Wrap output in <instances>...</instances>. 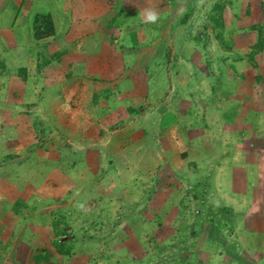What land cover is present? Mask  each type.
<instances>
[{
	"label": "crops",
	"instance_id": "crops-1",
	"mask_svg": "<svg viewBox=\"0 0 264 264\" xmlns=\"http://www.w3.org/2000/svg\"><path fill=\"white\" fill-rule=\"evenodd\" d=\"M151 1L153 0H0V140L6 141L4 137L8 135L5 129L8 121L20 120L22 108L27 109L28 104L35 103L33 108L46 121L47 127L52 124L51 119H57L56 133L60 134L62 142L72 141V146L94 152L95 155L109 152L107 158L114 161V168L104 174L105 179L98 180L106 181L103 183L107 190L99 193L102 198L110 199L116 185L114 179L120 174V163L127 161L125 164H128V158L134 157V153L137 154L140 166L155 169L160 174L161 168L164 170V175L159 178L162 184L167 181L166 169L173 176L175 174L174 179L182 182L177 175H182L183 171H194V168L203 163L211 166L210 162L218 154L222 161L216 165L228 168V176L220 175L218 179L224 178L233 192L242 193L237 198H244V191L247 194L249 192L247 184L251 180L257 181V172L264 168V153L261 151L264 148V132L259 136L256 132L249 134L242 124L245 108L250 103L262 102L264 99V66L256 64L260 53L254 56L252 63L245 61L252 48H249V40H245V46L240 45L243 43L241 29L244 22L235 15L233 21L230 20L225 7L222 11L225 28L221 38L231 37L233 45L221 49L226 60L220 63L227 66L225 75L228 77V84H233V91L227 85L221 93L215 90L219 95H197L201 93L199 86L206 88V84L212 82V86H209L213 89L214 85L223 87L224 84L216 79V74H211L212 81L207 72L202 74V64L194 62L192 52L190 56L186 53L188 63L184 65L181 62L165 61L171 39L179 41V34L183 31L179 33L180 28L174 29L175 20L171 8L168 10L163 4H156L157 1L151 4ZM169 2L174 7L176 1L169 0L168 4ZM149 8L158 13V25L161 26L158 33L157 28L151 32L140 15ZM39 15L51 17L54 32L48 37L36 39L33 26L34 19ZM256 23L251 27H257L253 26ZM167 70L169 72L164 73ZM182 71L191 72L186 84L182 83ZM181 87L186 94L177 95ZM41 89L44 90V95L38 101L39 96L36 98L35 95ZM246 90L249 92L246 93ZM167 102L171 109L165 108ZM142 104H146L148 109L146 117L154 121L152 126L136 113ZM118 117L125 119V125L118 130L109 129L122 125L120 122H112ZM139 119L146 126L143 123L135 126ZM123 130L125 135L121 134ZM15 147L16 143L8 146L9 149ZM58 147L53 148L55 151L46 152L45 157H56L61 162L74 161L77 157L78 149L73 147V151L77 152L66 155ZM3 151L4 144L0 145V183L7 184L8 188L12 187V182L4 174L6 166L2 164L8 157L2 156L5 155ZM28 158L30 161L23 168L14 170L12 178L18 184L15 191L13 187L12 191H0V244L9 248L10 242L9 238L6 239L5 231L25 229L27 234L20 233L13 240L12 253L6 258H0V261L7 263L8 258L11 263H22L20 257L28 254V260L34 259L37 264H88L89 259L98 264L103 258L111 260L121 253V249L116 253L112 252V258H108L103 248L99 247L101 244L97 243L99 238L90 237L87 240L86 237H76V240L63 230V234L68 236L65 240L57 239V224L40 223L42 228L33 221L31 213L35 207L28 205L36 200L38 190L32 178L39 161L30 163L37 158ZM70 167H75L74 163ZM17 174H22V184L17 179ZM107 179L114 185L107 182ZM187 183H191L190 179ZM255 190L256 195L264 200V186H257ZM224 197L227 198L223 196V199ZM230 200L235 203V200ZM252 203L250 198L238 208L245 217L243 226L246 228L240 227L241 234L248 241L241 246V252L237 248L234 251L227 249L228 252L216 251V254H209L202 244L200 247L203 251L197 255V260L203 255L199 262L204 259V264H246L245 259L250 263L252 261L248 259L257 260L258 253L260 260H264V217L262 214L257 215L258 210L253 216L254 212L248 213ZM227 205L226 203L225 206ZM122 211L128 212L127 208ZM249 217L253 219L249 220ZM15 224L24 227L18 228ZM42 229L46 233L52 232L53 238L47 240ZM39 237L43 239L39 240ZM56 241L72 247L69 254L57 253ZM132 243L129 238L124 245L125 249L132 247ZM79 246L85 247L84 253L78 251L80 257L76 251ZM244 251L249 254V258H246ZM238 252L241 259L237 261L233 255Z\"/></svg>",
	"mask_w": 264,
	"mask_h": 264
},
{
	"label": "rangeland",
	"instance_id": "rangeland-1",
	"mask_svg": "<svg viewBox=\"0 0 264 264\" xmlns=\"http://www.w3.org/2000/svg\"><path fill=\"white\" fill-rule=\"evenodd\" d=\"M154 1H157L156 4H163L168 10L170 8L173 10L174 29L180 28L179 33L183 31L179 34V41L171 39L167 47L165 61L167 63L181 62L184 65L188 60L186 59V53L188 52L190 56L192 52L191 58H194V62L199 65L202 64L201 73L205 74L203 72H207V76H211L212 73L216 74L217 78H215L220 79L219 81L224 84L223 87L214 85L213 89L209 86V84L212 86V82L206 84V88L199 86L201 93H196L197 95L216 96L217 91L221 93L225 90L224 86L230 85L228 84V77L225 75V67L227 66L220 63V61L226 60V56L220 51L225 47L227 48L226 44L231 47L233 40L227 36L219 39L224 34L223 30L225 28L224 23L221 25L222 11L219 10L220 4L227 7L226 14L230 20L233 21L235 15L244 22L241 29L243 31L241 36L243 43H240V45H244L245 40H249L251 43L249 46L251 47L248 45L246 47L252 48L259 39L261 40L263 47L257 53V55L260 54L257 56L256 64L264 66V0H174L176 1L175 8L170 2L168 4L169 0H153L151 4ZM185 14H188L189 17L187 23L183 26L181 21ZM169 20L170 22L172 20L170 16ZM254 22H257L256 25H253L258 27L256 29L251 27ZM145 24L151 32H154L155 28H157V33L160 32L161 26L158 25V21L154 24ZM245 59V61L252 63L250 58ZM229 64H231L230 61ZM168 72L169 70L164 71L166 74ZM190 74L189 71H182V83H187L186 80H189ZM209 80L212 81L213 77L211 76ZM232 86L230 85L229 88L233 91ZM195 90L197 89L195 88ZM248 92L249 90H246V93ZM176 94L183 95L186 93L181 87ZM43 95L44 90L41 89L35 96L36 98L39 96L38 101H40ZM145 105L142 104L140 110L136 113L152 126L154 121L146 117L148 109ZM243 105L246 106V103H243ZM34 106L35 103H30L27 109L22 108L20 120L12 119L8 121V125L5 127L8 135L1 133L6 136L4 137L5 142L0 140V145H5V151H3L5 155L2 156L8 157L2 164L6 166L4 171V174L7 175L6 179L12 182L15 191V186L18 184L12 178L14 170L29 162L30 158L28 157L37 158V160L32 159L30 162L39 161L36 173L32 178L33 184L38 190L35 196L36 200L28 205V207H35L31 213L33 221L39 223V225L40 223H43V225L57 224L58 231H55V238L58 237L57 239L65 240L68 235H72L74 239L76 237H86L87 240L90 237L99 238L100 240L97 243L101 244L99 247L103 248L108 258H112V252L116 253L121 249L122 252H119L115 258L111 260L103 258V261L98 264H204V259L199 262V260H202L201 256L203 255L199 256L197 260V255L200 251H203L200 247L202 244L204 250L209 251V254H216V251L228 252L227 249L234 251L237 248L241 252L243 243L248 242L244 238V234H241V229L246 228V226H243L245 217L242 218L243 213L238 209L242 204H246L252 198L253 203L248 213L254 212L251 215L253 216L258 210L257 215L262 214L264 217V200L256 195L257 191L255 190L257 186H264V168L257 172V181L251 180L247 184L248 194L244 191L245 197L240 196L237 198L242 193L233 192L231 186L229 187V183L224 182L226 181L224 178L218 179L220 175L228 176L227 167L216 165V163L222 161L218 154L214 156L213 162L210 160L211 166L203 163L198 168H194V171H183L182 175H177L178 178L182 179V182H178L176 178L174 179L175 174L173 176L166 169L167 181L162 184L159 178L164 175V170L161 168L160 174L155 169L140 166L137 161V154L134 153V157L128 158V164H125L127 161L120 163V174L114 179L116 185L110 199L102 198L99 193L107 190L104 185L106 181H103V183L98 180L105 179L104 174L114 168V161L107 158L109 152L95 155L94 152L72 146L70 144L72 141L67 142L64 140L62 142L60 134L56 133L57 119L50 120L52 123L48 124L51 127L50 129L45 125L46 121L41 119L35 111ZM165 108L171 109V105L167 102ZM122 117L112 121L115 123L120 122L121 126L109 129L118 130L123 127L125 119H122ZM154 119L157 121V118ZM226 119L228 121V118ZM144 121L139 119L135 126H140L142 123L146 126ZM242 124L244 129L247 128L249 134L256 132V135L259 136L264 132V99L262 102L250 103L245 108ZM52 127L55 129L53 130ZM121 134L125 135V130L121 131ZM109 136L111 137V135ZM142 138L145 140L144 136ZM10 142L16 143L17 147L9 149L8 146L12 145ZM56 146H59V151L63 149L66 155L77 152L73 151V147L76 150L78 149L77 157L74 161L68 160L67 162H61V159L57 161L56 157L47 159L45 153L55 151L53 148ZM60 148L62 149L60 150ZM34 151L37 153L32 154ZM261 151L264 153V148ZM15 155L19 157L15 158ZM226 159H228V156H226ZM73 163L75 167L69 168ZM17 173L20 172L17 171ZM209 174L210 176H208ZM21 175L17 174L16 176L22 184L24 179L21 178ZM189 179L191 183H187ZM209 180H212V183H208L210 187L207 189L203 186V183ZM48 181L49 183H47ZM107 182L111 183L112 186L114 185L108 179ZM6 186L7 184L0 183V191L4 192L5 189L12 191L11 186H8V188ZM231 195H233V198ZM223 196H227V198L224 197L225 199H223ZM230 199L235 200V203H232ZM225 200L228 208H237V210L232 209V211H234L236 218L241 216L237 221L238 223H231L228 216L226 219L221 217V207L226 205ZM125 204L126 207H124ZM148 205H150V208L147 209ZM133 206L134 208L131 210ZM123 208H127L128 212H123ZM114 210L117 211L114 212ZM158 210L160 214L157 212ZM29 218L28 215L27 219ZM250 219L253 218L249 217ZM197 222H201L202 225L197 224ZM15 225L18 228L24 227L22 225L18 226V224ZM162 228L168 229V232L161 233L159 230ZM63 230H66L68 235L63 234ZM26 231L25 229L5 231L6 239L9 238L11 246L9 245L8 248L0 244V258H6L12 253L13 240L20 233L25 232L27 234ZM43 235L47 240L53 238L52 232L46 233L43 231ZM41 238L39 237V240ZM129 238L132 239L133 246L125 249L124 245ZM246 247L253 251L250 247ZM76 248L80 257L79 252L83 251L84 253L85 247L79 246ZM246 251L248 250L246 249ZM262 251L264 253V250ZM240 252L233 255V258L237 261L241 259ZM244 254L246 258H249L247 252L244 251ZM259 254H256L258 255V259L255 258L257 260H248L254 264H264V260H260ZM20 258L23 260L22 263H11V260L7 258L10 263L0 261V264H37L34 259L28 260V254ZM244 261L246 264L252 263L246 262L247 259ZM88 264L95 263L93 259H89Z\"/></svg>",
	"mask_w": 264,
	"mask_h": 264
},
{
	"label": "trees",
	"instance_id": "trees-1",
	"mask_svg": "<svg viewBox=\"0 0 264 264\" xmlns=\"http://www.w3.org/2000/svg\"><path fill=\"white\" fill-rule=\"evenodd\" d=\"M225 8L224 5L220 4L219 5V10L220 11H223V9ZM222 13V12H221ZM188 17L189 15L188 14H185L184 15V18L183 20L181 21V24H184L186 23V21L188 20ZM221 25H223V19L221 21ZM258 27H253V29H256ZM54 32V28H53V23H52V20H51V17L50 16H37L35 19H34V26H33V33H34V37L36 39H41V38H45V37H48L50 35H52ZM221 38V36L219 37V39ZM223 40V39H222ZM220 40V41H222ZM263 40V39H262ZM228 44H226L227 46ZM228 48H230V45L227 46ZM262 43H261V40L259 39L256 44H254V46L252 47V51L249 53V58L251 59V61H253V57L259 52L262 50ZM209 181H205L203 183V186H205L207 189L210 187L208 184ZM234 214V215H232ZM224 215V216H223ZM227 216L229 217V220H231L230 222L231 223H238L237 221L241 218V216H235V213L234 211H232V209L228 208L227 206H222L221 207V217L223 219H226ZM244 219V217H242ZM211 221V219H210ZM199 223V225H202L201 222H197V224ZM161 233H164V232H168V229L166 228H162L161 230ZM72 247L70 246H67L66 243L64 242H58L56 241V249H57V253H59L60 255H67L69 254L70 250H71Z\"/></svg>",
	"mask_w": 264,
	"mask_h": 264
},
{
	"label": "clouds",
	"instance_id": "clouds-1",
	"mask_svg": "<svg viewBox=\"0 0 264 264\" xmlns=\"http://www.w3.org/2000/svg\"><path fill=\"white\" fill-rule=\"evenodd\" d=\"M140 15L144 18L146 23H156L159 19L158 13L153 9H145Z\"/></svg>",
	"mask_w": 264,
	"mask_h": 264
}]
</instances>
